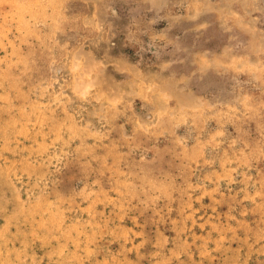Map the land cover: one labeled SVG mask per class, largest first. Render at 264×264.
Segmentation results:
<instances>
[{
    "label": "rangeland",
    "instance_id": "obj_1",
    "mask_svg": "<svg viewBox=\"0 0 264 264\" xmlns=\"http://www.w3.org/2000/svg\"><path fill=\"white\" fill-rule=\"evenodd\" d=\"M0 264H264V0H0Z\"/></svg>",
    "mask_w": 264,
    "mask_h": 264
}]
</instances>
